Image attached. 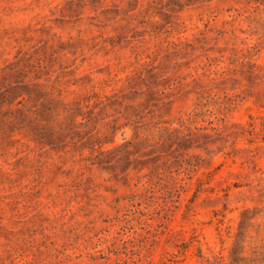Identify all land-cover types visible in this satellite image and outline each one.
I'll use <instances>...</instances> for the list:
<instances>
[{"label": "rangeland", "instance_id": "1", "mask_svg": "<svg viewBox=\"0 0 264 264\" xmlns=\"http://www.w3.org/2000/svg\"><path fill=\"white\" fill-rule=\"evenodd\" d=\"M0 264H264V0H0Z\"/></svg>", "mask_w": 264, "mask_h": 264}]
</instances>
